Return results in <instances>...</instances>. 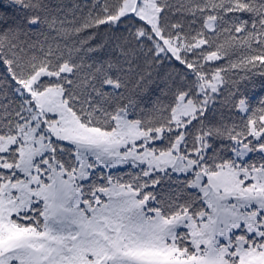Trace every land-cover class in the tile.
<instances>
[{
    "label": "snow or ice",
    "instance_id": "6c2138e0",
    "mask_svg": "<svg viewBox=\"0 0 264 264\" xmlns=\"http://www.w3.org/2000/svg\"><path fill=\"white\" fill-rule=\"evenodd\" d=\"M257 86L264 0H0V264H264Z\"/></svg>",
    "mask_w": 264,
    "mask_h": 264
},
{
    "label": "trees",
    "instance_id": "16d2710c",
    "mask_svg": "<svg viewBox=\"0 0 264 264\" xmlns=\"http://www.w3.org/2000/svg\"><path fill=\"white\" fill-rule=\"evenodd\" d=\"M63 2L69 4L70 6L73 0H63ZM78 2L83 3V0H78ZM130 90L135 91L132 88V86H130ZM165 91H166L165 82L162 79H157L156 83L151 86L149 92L143 97L144 107L146 109L151 108L152 103L155 102L157 99H159L161 103H167L168 97L164 95ZM255 93H257L259 96H264V92H262L258 86L255 89ZM256 159H258V157H256ZM122 174H123L122 170H117V169L112 170V175H122Z\"/></svg>",
    "mask_w": 264,
    "mask_h": 264
}]
</instances>
